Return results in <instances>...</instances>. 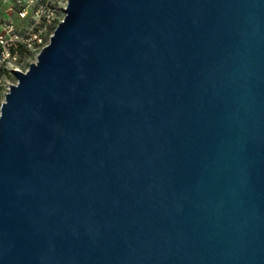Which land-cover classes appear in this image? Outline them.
<instances>
[{"label": "water", "instance_id": "1", "mask_svg": "<svg viewBox=\"0 0 264 264\" xmlns=\"http://www.w3.org/2000/svg\"><path fill=\"white\" fill-rule=\"evenodd\" d=\"M0 108V264H264V0H69Z\"/></svg>", "mask_w": 264, "mask_h": 264}, {"label": "built area", "instance_id": "2", "mask_svg": "<svg viewBox=\"0 0 264 264\" xmlns=\"http://www.w3.org/2000/svg\"><path fill=\"white\" fill-rule=\"evenodd\" d=\"M68 1L0 0V9L1 6H4L7 16L4 20L0 18V92L4 87L6 77H14L13 71L27 72L30 66L21 67L22 55L30 56L32 50L38 49L43 44L44 35L47 33L48 28L58 26L63 20L57 19L55 15L59 11L58 9H63L64 12ZM30 11H33L31 12V19ZM13 14H16L21 20L31 22L32 28H35L33 37L32 35L27 36L18 30L11 18ZM9 89L10 87L7 88L5 96Z\"/></svg>", "mask_w": 264, "mask_h": 264}, {"label": "rangeland", "instance_id": "3", "mask_svg": "<svg viewBox=\"0 0 264 264\" xmlns=\"http://www.w3.org/2000/svg\"><path fill=\"white\" fill-rule=\"evenodd\" d=\"M58 10L59 11H57L55 17L57 19H63L65 16L63 9L62 10L58 9ZM31 12H33V11H30V14H29L30 19H31ZM0 18L3 20L7 18L6 14H5V7L4 6H1ZM11 18L14 20L19 31H21L23 34H25L27 36L32 35V37H33V35H34L33 30L35 28H32L30 21L21 20L20 18H18V16L16 14H13L11 16ZM55 27H57V26H50L48 28L47 33L44 35L43 44L38 49L31 51L30 54H32V56L31 55L30 56L29 55H25V56L22 55L21 67H29L31 64L36 62L37 56L40 53V51L49 44L50 38L55 31ZM12 84H16V79L13 76H11V77L7 76L5 83H4V87H3L2 91L0 92V107H1V104L5 101V93H6L7 88L10 87V85H12Z\"/></svg>", "mask_w": 264, "mask_h": 264}, {"label": "trees", "instance_id": "4", "mask_svg": "<svg viewBox=\"0 0 264 264\" xmlns=\"http://www.w3.org/2000/svg\"><path fill=\"white\" fill-rule=\"evenodd\" d=\"M22 52V51H21ZM31 56H32V54H31Z\"/></svg>", "mask_w": 264, "mask_h": 264}]
</instances>
